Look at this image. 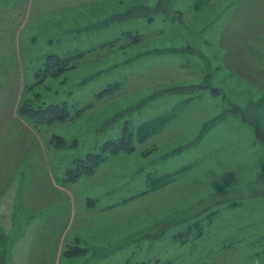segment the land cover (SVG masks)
Returning <instances> with one entry per match:
<instances>
[{
    "label": "rangeland",
    "instance_id": "rangeland-1",
    "mask_svg": "<svg viewBox=\"0 0 264 264\" xmlns=\"http://www.w3.org/2000/svg\"><path fill=\"white\" fill-rule=\"evenodd\" d=\"M77 53L38 83L47 55ZM165 96L181 99L149 111ZM38 102L68 120L18 115ZM254 126L264 133V0H0V264H264ZM124 130L130 150L65 180ZM195 152L182 173L167 167Z\"/></svg>",
    "mask_w": 264,
    "mask_h": 264
},
{
    "label": "trees",
    "instance_id": "trees-1",
    "mask_svg": "<svg viewBox=\"0 0 264 264\" xmlns=\"http://www.w3.org/2000/svg\"><path fill=\"white\" fill-rule=\"evenodd\" d=\"M138 13L142 14V11H139ZM109 44L111 46L114 45L113 42ZM83 56H84L83 53H77L72 56L67 55L64 57H59L56 54L47 55L45 57V61H44L42 68H40L35 73L36 80H38V83H41L42 81L46 79L56 78V77L63 75L65 72L73 69L76 65V61L79 58H82ZM17 112L20 117L27 118V120H30L34 122L35 124L61 123V122H65L69 118V110L67 109L65 104L45 105V104H39L38 102L36 106L21 105L18 108ZM234 113L236 114L237 112L234 111ZM161 117L155 119L157 123L156 121H152L151 123H146V124L141 125L137 131V134L139 136H142L144 133L149 132V129L151 127H153L151 131L155 130L156 126L158 127L159 123H161L162 121ZM241 118H244V117H241ZM254 127H255V139H257L256 141L261 144H264L263 130H261L257 126H254ZM131 139H132V134L127 133L124 130V134L118 141L106 143L101 148L98 154L88 155V158H86L85 160L78 161L76 163V166L70 171H68V175H67L68 177L65 180L68 179L69 182H74L82 176L93 175L95 168L104 160L106 154L107 155L116 154L120 152H127V150H130L131 149V144H130ZM184 168L175 171L174 175L182 173L184 171ZM185 169H187V167ZM258 182L264 185V159H262L259 165ZM161 264H165V263H161Z\"/></svg>",
    "mask_w": 264,
    "mask_h": 264
},
{
    "label": "crops",
    "instance_id": "crops-1",
    "mask_svg": "<svg viewBox=\"0 0 264 264\" xmlns=\"http://www.w3.org/2000/svg\"><path fill=\"white\" fill-rule=\"evenodd\" d=\"M139 21H141V20H139ZM143 21H146L147 22V24L149 23V21L148 20H143ZM152 23V22H151ZM179 99H181L180 97H170V96H165V97H162V98H159V99H157V100H159L158 102H156V101H154V102H152V103H150V104H153V105H151V106H149V111H160L161 109H159V107H160V105L163 107V109L165 108V106H166V104L167 103H169L170 105H172V106H175L176 107V101L177 100H179ZM183 99V98H182ZM163 109H162V111H160V112H163ZM159 113V112H158ZM154 115H157V113H154ZM238 126V125H237ZM6 128H8V127H6V126H4V128H3V131H7V129ZM24 128L27 130V131H29L30 133H31V135H32V137H34L35 138V140L38 142V144L41 146L42 145V141H41V138L40 137H38L36 134H34L33 133V130H34V128L32 127V125H25L24 126ZM232 128H234L233 126H231L230 128L229 127H225L224 129H225V131H232L233 129ZM238 128H240L239 126H238ZM222 130V129H221ZM234 131H236V130H234ZM212 132V131H211ZM215 131H213L212 133H214ZM219 141H221L220 139H218ZM229 141H231V142H243V140H241L240 138H238V137H229V138H227V139H225V140H222L221 141V143L220 144H223L224 142H229ZM216 147V146H215ZM186 152V151H185ZM184 153V152H183ZM182 153V154H183ZM182 154H180L179 156H181ZM194 154H196V156H198L197 154V152H195V153H192V158L189 160V161H184V160H182L181 161V158H179V156H177V157H175L173 160H172V162H170L169 164H168V168L169 169H171V170H174L175 171V169L177 170V169H180V168H182V167H184L185 166V164H187L188 162L190 163V161L191 160H193L196 156H193ZM0 179H2V181H4L5 179H4V177H0ZM132 186L133 185H128V187H127V189L130 187L131 189L128 191V192H126V195L129 197V196H131L132 194H134V192L137 190V187H135V188H133L132 189ZM40 196V195H39ZM36 198H37V196L35 197V201H36ZM82 202H83V198L82 199H80ZM3 202V195H1L0 194V204ZM73 203V202H72ZM84 203V202H83ZM40 206H42L41 205V203L39 204ZM74 205V204H73ZM61 246H62V244H60Z\"/></svg>",
    "mask_w": 264,
    "mask_h": 264
}]
</instances>
